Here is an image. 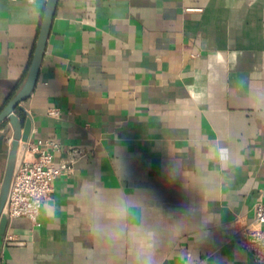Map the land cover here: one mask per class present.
<instances>
[{
    "label": "crops",
    "instance_id": "1",
    "mask_svg": "<svg viewBox=\"0 0 264 264\" xmlns=\"http://www.w3.org/2000/svg\"><path fill=\"white\" fill-rule=\"evenodd\" d=\"M47 1L0 0V113ZM22 105L73 171L0 264H257L234 231L264 203V0H59Z\"/></svg>",
    "mask_w": 264,
    "mask_h": 264
},
{
    "label": "built area",
    "instance_id": "2",
    "mask_svg": "<svg viewBox=\"0 0 264 264\" xmlns=\"http://www.w3.org/2000/svg\"><path fill=\"white\" fill-rule=\"evenodd\" d=\"M57 117L58 111H50ZM11 137L7 138V143ZM8 200L3 213L10 222L16 218H26L38 225L42 206L53 193L54 182L73 171V164L54 163V154L60 150L54 141L40 140L37 143H21ZM255 223L259 228L244 226L234 231L242 250L250 253L257 264H264V203L255 208ZM7 240H12L9 236Z\"/></svg>",
    "mask_w": 264,
    "mask_h": 264
},
{
    "label": "water",
    "instance_id": "3",
    "mask_svg": "<svg viewBox=\"0 0 264 264\" xmlns=\"http://www.w3.org/2000/svg\"><path fill=\"white\" fill-rule=\"evenodd\" d=\"M58 1L59 0L47 1L41 22L40 32L25 83L18 94L0 113V130L2 131V134L0 135V155L1 157H7L6 168L0 185L1 239L6 236L10 225V220L3 213V211L8 200L16 168L18 152L21 147L20 144L29 143L31 138L32 123L22 104L29 99L36 86ZM8 137H11V142L9 144L7 143Z\"/></svg>",
    "mask_w": 264,
    "mask_h": 264
}]
</instances>
